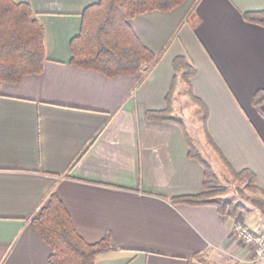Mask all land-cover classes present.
I'll return each mask as SVG.
<instances>
[{
	"label": "crops",
	"instance_id": "1",
	"mask_svg": "<svg viewBox=\"0 0 264 264\" xmlns=\"http://www.w3.org/2000/svg\"><path fill=\"white\" fill-rule=\"evenodd\" d=\"M16 1L29 2L44 24L47 58L40 74L1 85L0 264H49L51 248L30 224L53 191L86 240L113 236L118 246L96 264H189L198 253L259 264L233 225L240 216L264 232V102H252L264 85V26L243 17L264 0H186L131 18L160 55L141 83L145 71L110 77L71 64L70 40L98 0ZM178 54L197 67L192 84L215 144L236 170L256 174L260 197L236 216L171 198L202 191L205 179L184 127L146 115L166 108ZM197 146L222 162L204 131Z\"/></svg>",
	"mask_w": 264,
	"mask_h": 264
},
{
	"label": "trees",
	"instance_id": "2",
	"mask_svg": "<svg viewBox=\"0 0 264 264\" xmlns=\"http://www.w3.org/2000/svg\"><path fill=\"white\" fill-rule=\"evenodd\" d=\"M186 0H98L88 5L83 13L80 31L70 40L71 64L93 69L104 75L137 74L147 72L155 65L160 55L151 49L137 34L130 19L148 11H169ZM245 20L264 26V8L243 11ZM44 24L36 16L27 1L0 0V90L5 82L20 83L30 74H40L44 70L47 58L44 40ZM174 76L166 97L164 109H149V119L170 120L181 124L186 133L190 156L202 162L205 179L202 191L195 194L172 196L173 201H186L192 204L213 203L222 213L236 216L241 203L218 196L227 192V187L212 164L207 161L195 143L187 126L178 114L174 113L173 102L177 96L179 83L182 81L190 100L201 109L200 119L206 141L211 144L220 160L233 179L247 178L248 187H256V174L249 167L236 170L215 144L208 130L209 108L194 91L192 78L197 73L196 65L185 54H178L173 59ZM148 68V69H147ZM253 104L264 102V85L258 87L253 96ZM95 138L92 140L94 141ZM88 149H83L82 154ZM81 154V155H82ZM77 161V160H76ZM61 197L53 191L39 213L31 218V226L48 243L51 252L49 264H96L97 256L118 245L108 233L101 239L86 240L73 224L72 215ZM201 254L190 259L195 264Z\"/></svg>",
	"mask_w": 264,
	"mask_h": 264
},
{
	"label": "rangeland",
	"instance_id": "3",
	"mask_svg": "<svg viewBox=\"0 0 264 264\" xmlns=\"http://www.w3.org/2000/svg\"><path fill=\"white\" fill-rule=\"evenodd\" d=\"M148 69V68H147ZM181 94L178 98V101H176V110L178 112V115L181 117V119L186 122L190 133L192 134L195 142L198 144L199 141L202 138L203 131L201 127V109L196 103H193L188 94L185 91L184 84L180 85ZM202 153L206 159H208L211 164L214 166V169H216L220 181L222 184H224V187H227V192L225 194H220L218 196H222V198L232 200L234 202L241 203L242 207H240L239 211L246 206H249L250 200L253 198L260 197V187H248L247 186V178L243 177L241 179H233L230 173L228 172L227 168H225V165L223 166L222 162H220L218 159H215L212 151L208 150H202ZM238 211V213H239ZM236 220H243L242 217L238 216L235 218ZM235 220V221H236ZM247 224V223H246ZM251 229V228H250ZM195 264H225L224 256L217 255V254H203L200 255V257L195 261Z\"/></svg>",
	"mask_w": 264,
	"mask_h": 264
},
{
	"label": "built area",
	"instance_id": "4",
	"mask_svg": "<svg viewBox=\"0 0 264 264\" xmlns=\"http://www.w3.org/2000/svg\"><path fill=\"white\" fill-rule=\"evenodd\" d=\"M233 229L238 238L254 249L259 264H264V232H254L244 220H236Z\"/></svg>",
	"mask_w": 264,
	"mask_h": 264
}]
</instances>
